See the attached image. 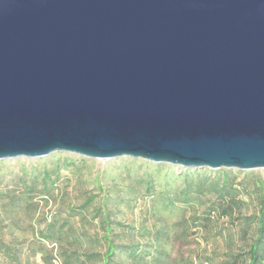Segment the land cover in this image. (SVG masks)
I'll return each instance as SVG.
<instances>
[{"label": "water", "instance_id": "1", "mask_svg": "<svg viewBox=\"0 0 264 264\" xmlns=\"http://www.w3.org/2000/svg\"><path fill=\"white\" fill-rule=\"evenodd\" d=\"M264 168V0H0V159Z\"/></svg>", "mask_w": 264, "mask_h": 264}, {"label": "rangeland", "instance_id": "2", "mask_svg": "<svg viewBox=\"0 0 264 264\" xmlns=\"http://www.w3.org/2000/svg\"><path fill=\"white\" fill-rule=\"evenodd\" d=\"M224 175L245 202L242 214L254 212L264 168L66 151L2 158L0 264H101L107 221L111 264H220L242 244L240 221L206 217L210 181Z\"/></svg>", "mask_w": 264, "mask_h": 264}, {"label": "trees", "instance_id": "3", "mask_svg": "<svg viewBox=\"0 0 264 264\" xmlns=\"http://www.w3.org/2000/svg\"><path fill=\"white\" fill-rule=\"evenodd\" d=\"M210 183L215 197L210 201L207 219L214 216L229 217L242 223L240 228L242 244L235 252L226 254V258L220 264H264V189L258 190L256 210L249 214H242L245 202L235 193L234 185L227 175H224L221 180L215 178ZM105 223L108 245L102 254L101 264H111L114 245L108 234L109 221ZM3 246L6 245L3 244ZM67 257L70 258V255L68 254ZM86 257L91 259L92 256L87 254Z\"/></svg>", "mask_w": 264, "mask_h": 264}]
</instances>
